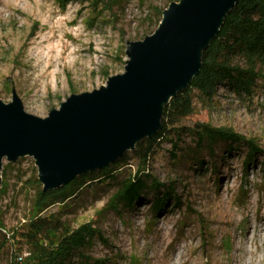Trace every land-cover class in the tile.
<instances>
[{
  "label": "rangeland",
  "instance_id": "rangeland-1",
  "mask_svg": "<svg viewBox=\"0 0 264 264\" xmlns=\"http://www.w3.org/2000/svg\"><path fill=\"white\" fill-rule=\"evenodd\" d=\"M173 1L69 0L62 6L60 0H0V100L16 96L26 113L44 118L69 96L105 86L123 72L127 44L151 34ZM231 63L249 67L240 56ZM254 68L249 93L226 84L212 100L191 92L193 111L179 123L180 140H164L147 165V175L175 196L160 210L152 208L149 187L132 207L115 201L137 166L132 159L114 180L89 183L65 206L56 202L42 212L70 231L86 224L101 235L80 249L84 258H71L75 264H264V62ZM201 125L231 129L245 140L198 144L191 130ZM248 141L256 146L251 161ZM8 162L3 158L1 165ZM7 177L0 264H24L32 248L46 250L16 232L43 185L33 182L37 167L30 156L11 162Z\"/></svg>",
  "mask_w": 264,
  "mask_h": 264
},
{
  "label": "water",
  "instance_id": "water-1",
  "mask_svg": "<svg viewBox=\"0 0 264 264\" xmlns=\"http://www.w3.org/2000/svg\"><path fill=\"white\" fill-rule=\"evenodd\" d=\"M237 1L169 3L151 34L127 44L122 73L69 96L44 118L26 113L16 96L0 100V170L3 158L30 156L49 190L114 163L154 136L163 106L198 74L203 50Z\"/></svg>",
  "mask_w": 264,
  "mask_h": 264
},
{
  "label": "trees",
  "instance_id": "trees-1",
  "mask_svg": "<svg viewBox=\"0 0 264 264\" xmlns=\"http://www.w3.org/2000/svg\"><path fill=\"white\" fill-rule=\"evenodd\" d=\"M60 1L64 6L69 0ZM91 1L94 5H99L108 0ZM234 56L242 57L248 62L249 67L240 68L233 65L231 59ZM258 62H264V0H238L224 17L218 33L203 50L198 74L192 78L185 89L179 91L163 106L160 128L154 136L140 140L133 150L127 151L112 164L79 174L60 187L37 190L31 215L16 232L21 233L33 245L35 242L45 244L46 250L40 252L35 247L32 248L30 257L24 264H75L71 260L75 254L84 258L80 249L91 244L95 237L102 240L99 232L86 224L77 230L70 231L62 225L59 217L54 214L46 216L42 212L56 202L65 206L66 200L73 198L78 190L89 183L114 180L118 170L123 167L131 168L132 159L137 161V166L121 182L120 188L114 194L115 201L132 207L149 187L154 191L152 208L160 210L171 196H175L170 186H164L147 175V165L164 140L172 136L175 140H180L183 134L180 133L182 128L179 123L193 111L191 92L195 90L205 99L212 100L216 88L226 84L236 93H249L257 78L254 67ZM191 132L196 136L198 144L204 141L212 144L217 140L238 144L245 140L231 129L214 128L209 125H201L198 130L192 129ZM175 145L176 141L173 143L174 147ZM247 148V160L251 161V155L256 150V146L252 141H248ZM127 154L130 156L127 157ZM11 162L1 166L0 202L8 193L7 172ZM198 165L201 166L200 163ZM149 179L151 181L148 183ZM33 182L40 181L34 178ZM177 202L176 198L175 203ZM2 228L3 225L0 222V229ZM94 263L102 264L100 261ZM83 264L90 263H86L85 260Z\"/></svg>",
  "mask_w": 264,
  "mask_h": 264
},
{
  "label": "bare ground",
  "instance_id": "bare-ground-1",
  "mask_svg": "<svg viewBox=\"0 0 264 264\" xmlns=\"http://www.w3.org/2000/svg\"><path fill=\"white\" fill-rule=\"evenodd\" d=\"M183 263H184V261H182L181 259H178L177 264H183Z\"/></svg>",
  "mask_w": 264,
  "mask_h": 264
}]
</instances>
